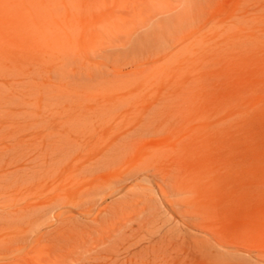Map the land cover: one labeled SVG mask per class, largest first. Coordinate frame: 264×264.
I'll return each instance as SVG.
<instances>
[{
	"label": "rangeland",
	"instance_id": "1",
	"mask_svg": "<svg viewBox=\"0 0 264 264\" xmlns=\"http://www.w3.org/2000/svg\"><path fill=\"white\" fill-rule=\"evenodd\" d=\"M0 264H264V0H0Z\"/></svg>",
	"mask_w": 264,
	"mask_h": 264
}]
</instances>
